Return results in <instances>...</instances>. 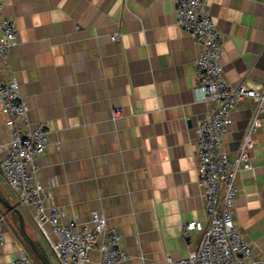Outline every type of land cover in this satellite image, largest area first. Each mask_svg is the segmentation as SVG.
I'll list each match as a JSON object with an SVG mask.
<instances>
[{"label": "crops", "instance_id": "obj_1", "mask_svg": "<svg viewBox=\"0 0 264 264\" xmlns=\"http://www.w3.org/2000/svg\"><path fill=\"white\" fill-rule=\"evenodd\" d=\"M1 1L16 45L0 76L17 81L30 128L47 125L35 174L46 205L59 208L64 225L91 226L93 214L104 217L126 264L186 257L201 234L192 231L185 241L181 226L207 224L196 127L213 105L195 100L199 48L176 24L177 0ZM207 9L223 37L220 64L229 86L263 87L264 0H207ZM255 110L244 98L231 111L222 142L232 160ZM259 120L252 168L236 175L233 207V221L252 247L249 264H264V109ZM8 121L0 103V163L11 141ZM0 196L18 208L48 261L60 264L48 227L39 228L33 211L19 206L1 173ZM0 232V264L22 252L40 263L21 238L16 215L1 203ZM88 264H100L99 253Z\"/></svg>", "mask_w": 264, "mask_h": 264}, {"label": "built area", "instance_id": "obj_2", "mask_svg": "<svg viewBox=\"0 0 264 264\" xmlns=\"http://www.w3.org/2000/svg\"><path fill=\"white\" fill-rule=\"evenodd\" d=\"M4 3L0 0V73L5 68L10 49L16 45V28L12 20L2 16ZM176 24L194 39L199 48L195 61L197 87L193 94L199 103H211L210 114L196 127V154L198 184L207 217V224L190 222L181 226L182 239L187 241L192 231L201 234L198 247L178 261L166 258V264H249L251 245L244 240L233 221L234 200L237 195L236 175L250 170L249 151L252 134L260 127L259 113L264 109V86L248 88L227 83L220 57L223 37L215 27L207 9V0H177ZM116 35L111 41H116ZM244 98L256 104L253 118L247 128L235 159L223 149L222 136L230 125V114ZM0 103L8 115L11 141L0 173L15 192L19 206L33 211V218L41 229L48 227L53 237L52 250L60 264H88L90 254L100 255V264H126L128 257L121 250L119 236L107 227L104 217L93 214L91 226L60 222V211L55 205H46L42 186L35 180L37 157L48 145L47 125L38 123L30 128L27 106L19 93L15 79L3 81L0 76ZM23 128L27 129L24 130ZM105 238V241L100 240ZM4 238L0 232V248ZM10 264H31L21 253Z\"/></svg>", "mask_w": 264, "mask_h": 264}, {"label": "water", "instance_id": "obj_3", "mask_svg": "<svg viewBox=\"0 0 264 264\" xmlns=\"http://www.w3.org/2000/svg\"><path fill=\"white\" fill-rule=\"evenodd\" d=\"M0 203L1 205L6 208L7 210L11 211L14 215H16L18 222H19V230L20 236L23 241L28 245V247L32 250L35 257L40 261L41 264H51L43 252L39 249L36 243L27 235L24 227V220L20 211L17 207L11 206L3 197L0 196Z\"/></svg>", "mask_w": 264, "mask_h": 264}, {"label": "rangeland", "instance_id": "obj_4", "mask_svg": "<svg viewBox=\"0 0 264 264\" xmlns=\"http://www.w3.org/2000/svg\"><path fill=\"white\" fill-rule=\"evenodd\" d=\"M41 155V154H40ZM249 156L251 157V149H250V151H249ZM197 178H198V165H197ZM33 257H34V255H33Z\"/></svg>", "mask_w": 264, "mask_h": 264}, {"label": "trees", "instance_id": "obj_5", "mask_svg": "<svg viewBox=\"0 0 264 264\" xmlns=\"http://www.w3.org/2000/svg\"><path fill=\"white\" fill-rule=\"evenodd\" d=\"M218 30V29H217ZM219 31V30H218ZM23 240V239H22ZM34 257H35V255H34ZM35 259H36V261L39 263L40 261L35 257ZM39 264H41V263H39Z\"/></svg>", "mask_w": 264, "mask_h": 264}]
</instances>
